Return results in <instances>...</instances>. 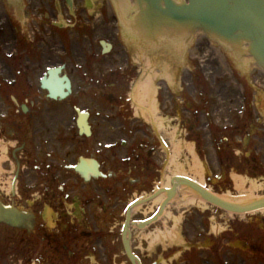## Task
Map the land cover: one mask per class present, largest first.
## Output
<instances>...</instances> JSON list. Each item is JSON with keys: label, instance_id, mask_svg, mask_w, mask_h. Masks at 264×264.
<instances>
[{"label": "rangeland", "instance_id": "obj_1", "mask_svg": "<svg viewBox=\"0 0 264 264\" xmlns=\"http://www.w3.org/2000/svg\"><path fill=\"white\" fill-rule=\"evenodd\" d=\"M32 1V4L28 0L0 1L1 79L3 75L9 77L6 68L14 65L13 27L21 39L20 59L42 61L46 55L44 61L48 59L47 65H50L56 63V56L61 53L60 36L56 35L59 30L54 21L40 18L48 11L45 7L48 0ZM50 2L57 13H63L60 0ZM93 2L94 7L85 9L87 19L76 12L73 31L71 27L65 30L68 35L65 44L67 54H60L67 61V74L74 83L73 95L62 103L69 118L75 119L74 107H80L91 110L94 126L119 129L122 124L131 122L135 128L140 127L149 135L147 141L150 142L147 143H151L155 136L161 138V135H165L163 138L167 140L165 144L163 142V147L171 152L167 161H171L176 150L178 162L187 173L203 179L215 192L230 194L235 201L243 202L251 197L264 196V186L254 190L252 183L264 184L262 70L249 59L238 60L233 51L218 45L204 34L196 35L188 47L181 41H169L160 46L144 45L132 36L127 37L123 26L115 22L113 3L108 0ZM35 7L40 8L37 16L32 14L36 11ZM70 11L75 12L73 8ZM98 16L99 19H96ZM59 17L60 21L54 23H62V14ZM34 22L41 32L33 33L31 27ZM47 26L51 36L44 30L48 29ZM84 35L88 38L85 39ZM101 40L115 44L112 52L102 55ZM85 56L92 58L88 67L84 62ZM148 60L152 61L151 69L147 65ZM173 60H179L181 64L173 68L171 75L175 77L174 82L169 83L163 72ZM113 72L117 73L116 77ZM149 73L155 77L157 97L160 94V122L155 120V124L142 115H136L140 104L132 95L136 92L135 88L147 80ZM112 81L119 84L116 91L108 89ZM34 88L36 90V86ZM108 91L113 93L112 97L101 95V92ZM130 93L132 100L129 102ZM244 97L252 101V109L248 111ZM41 106L44 107L43 100ZM12 107L13 104L0 93V116L8 118L9 108ZM161 121L166 131L164 134L160 131ZM159 141L156 142L158 149L161 147ZM216 144L222 146L221 154ZM188 146L196 151L201 161L200 168L194 167V155ZM162 169L157 186L167 173L166 165ZM237 176L246 180L245 192L239 190ZM186 194H181L179 198L183 199ZM122 198L125 203H121L117 209L116 223L97 224L105 231H114L107 237L108 242L104 243L86 235L87 231L94 229V223H88V227L85 223H75L70 232L63 233L66 223H45L41 220L31 237L0 225L2 247L7 243L10 248L15 247L17 253V256H11L10 252L6 260L0 259V264H130L124 253L121 230L125 209L136 195L129 194ZM148 207V212L147 208L137 209L134 219H144L155 210L154 205ZM141 211L143 214L139 213ZM172 213L181 217L178 222L181 223L180 228L176 227V236H179L176 242L158 247L152 240L147 242L143 239L148 232L137 233L135 253L143 264H264V213L230 216L212 206H193L181 211L172 210ZM104 219L107 221L108 218ZM175 224L173 219L160 220L154 229H174ZM69 235H76L71 244L77 254L73 259L67 254L58 253L55 243L49 244L54 238L66 242Z\"/></svg>", "mask_w": 264, "mask_h": 264}, {"label": "flooded vegetation", "instance_id": "obj_2", "mask_svg": "<svg viewBox=\"0 0 264 264\" xmlns=\"http://www.w3.org/2000/svg\"><path fill=\"white\" fill-rule=\"evenodd\" d=\"M58 63L63 64L52 66ZM45 67V61L34 64L21 59L14 65L13 95L22 103L11 109V118L0 124V199L6 205L32 209L38 223H49L44 219L48 208L54 213L52 223H66L67 232L75 223H85L86 227L94 223V229L86 235L108 242L107 237L114 231H105L97 224L116 223L117 209L125 203L123 196L153 187L159 176L155 163L157 147L149 146L143 138L146 134L132 123L119 129L95 125L91 138L83 136L61 102L50 101L47 92L41 90L37 79L48 71ZM35 83L38 91L33 90ZM116 84H109L111 90L119 88ZM41 99L44 107H40ZM84 155L98 156L106 178L85 182L76 170ZM69 236L73 239L76 235ZM1 240L0 259L6 260L10 252L17 256L15 247L10 248L7 243L2 247ZM70 252L69 246L64 245L63 253L71 256Z\"/></svg>", "mask_w": 264, "mask_h": 264}, {"label": "water", "instance_id": "obj_3", "mask_svg": "<svg viewBox=\"0 0 264 264\" xmlns=\"http://www.w3.org/2000/svg\"><path fill=\"white\" fill-rule=\"evenodd\" d=\"M132 1L138 13L130 27L144 39L146 38L145 41L158 42L160 38L173 37H181L187 41L192 33L199 30L221 46L241 53V56H252L254 63L264 69V0H189L188 3H180L176 0ZM115 3L124 19L126 10L123 6H128V0H115ZM105 46L106 51L111 48L110 44ZM59 70H52L50 75L53 76ZM43 85L49 88L53 99H64L71 93V81L66 75L57 81L52 78L44 80ZM179 187L192 189L209 203L229 212L242 214L264 209V198L247 204L233 203L207 190L192 179L182 176L175 177L173 188L166 190L168 199L164 201L162 209L177 194ZM163 190L165 189H161L145 200L137 201L128 209L123 242L132 264H141V262L132 252L128 239L131 210L155 198ZM0 220L28 232L33 230L35 224L33 215L18 210H3V213L0 212ZM151 221L144 222L142 225Z\"/></svg>", "mask_w": 264, "mask_h": 264}, {"label": "bare ground", "instance_id": "obj_4", "mask_svg": "<svg viewBox=\"0 0 264 264\" xmlns=\"http://www.w3.org/2000/svg\"><path fill=\"white\" fill-rule=\"evenodd\" d=\"M131 2H132V0H128V6H123V9H125L127 11V14H126L127 18L132 21V20H134L135 13L132 11ZM118 16L120 17V14ZM198 34H203V32L202 31L195 32V34H193V36H196ZM248 61L250 62L251 60L249 59ZM178 63L181 64V61L179 62V60H173L170 64H168V66L166 65L167 68H164L163 76L166 79H168L169 83L174 82L175 77L173 75H171V72H173L174 67H176V66L178 67ZM147 65L149 68L150 67L152 68V61L148 60ZM154 72H155V70H154ZM135 91L136 92L134 93V96H135L134 99H136V101L140 104V105H138V109L136 111V114L138 116H141V115L144 116L147 121H150L151 123L154 122L153 124H155V120L160 122L159 118H158V115L160 114V112H159L160 108L158 106V101H157V88L155 86V77H153L149 73L147 76V80L143 81L142 84L137 86L135 88ZM163 126L164 125L161 121L160 128H163ZM188 147H189V150H191L193 152V155H194V159H193L194 167L196 169L200 168L201 167V161H200L199 157L195 154L194 148L192 146L191 147L188 146ZM167 152L169 153L168 150H167ZM174 153H175L174 156H171V161L169 162V164L167 166V173H166V175L163 179V182L161 184L162 187H164L166 189H170L172 187V180L176 176L190 177V178H192V179L196 180L197 182L204 185L205 183H204L203 179L192 177L187 173V171L185 170V168H183L180 161L178 162V157H177L178 153L176 152V150ZM177 163H179V164H177ZM235 178L239 184L238 185L239 190L245 192L244 189H245L246 180L243 179L242 177H239V176H237ZM252 183H253V189L254 190L258 189L261 186H264V184L257 185L255 182H252ZM186 192H187V194L184 196L183 199L175 197V200H174L175 204L174 205L178 210L181 211L182 209H187V208L192 207V206H203L205 208L207 207V203L205 201L201 200L200 198H198L197 196H195L194 194H192L190 192V190L189 191L186 190ZM178 194L180 196V191L176 194V196H178ZM224 197L229 199V200L236 202L235 199H233L230 194H225ZM243 197H245V196H243ZM165 198H166V194L163 192V193H161V195L159 197H157L153 201L152 205L159 207ZM252 198L253 197H251L250 199H252ZM140 208H142V205L137 206V209H140ZM135 211H136V209H135ZM262 212H264V211H262ZM161 215L162 216L164 215L165 216L164 219H166V220L167 219H173L175 221V223H177V224H175L174 229L167 228L166 230H163L160 232L158 231L157 234H155L153 236L149 235V237L152 240V243L153 244H157V243L166 244L165 241L168 239L176 242V240L179 238V236H176V233H177L176 227L178 225V222H180L181 217L174 216V214L172 213V210L168 209V208L163 209ZM178 231H179V229H178Z\"/></svg>", "mask_w": 264, "mask_h": 264}]
</instances>
